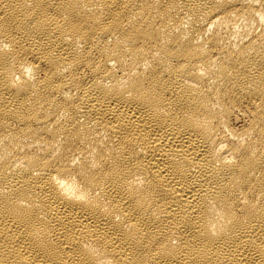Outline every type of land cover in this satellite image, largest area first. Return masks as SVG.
Returning <instances> with one entry per match:
<instances>
[{"label": "bare ground", "instance_id": "6f19581e", "mask_svg": "<svg viewBox=\"0 0 264 264\" xmlns=\"http://www.w3.org/2000/svg\"><path fill=\"white\" fill-rule=\"evenodd\" d=\"M0 264H264V0H0Z\"/></svg>", "mask_w": 264, "mask_h": 264}]
</instances>
